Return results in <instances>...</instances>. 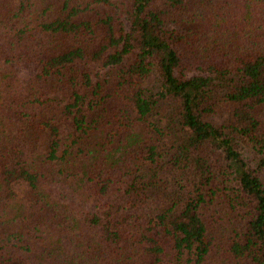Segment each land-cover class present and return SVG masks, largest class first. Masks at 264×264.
<instances>
[{"label": "trees", "instance_id": "1", "mask_svg": "<svg viewBox=\"0 0 264 264\" xmlns=\"http://www.w3.org/2000/svg\"><path fill=\"white\" fill-rule=\"evenodd\" d=\"M42 1L0 0V264H264V12Z\"/></svg>", "mask_w": 264, "mask_h": 264}, {"label": "rangeland", "instance_id": "2", "mask_svg": "<svg viewBox=\"0 0 264 264\" xmlns=\"http://www.w3.org/2000/svg\"><path fill=\"white\" fill-rule=\"evenodd\" d=\"M237 1H238V6L235 8V7H233L235 5V1H233V0H217V2H218V8H217L218 10L217 11H221V10L226 11L228 9L230 10V9L234 8L236 10L237 23L239 25H243V27L248 26L253 21V19L256 15L260 14V16H261L264 12V0H237ZM58 2H59V0H50V2H46V3L44 1H42V5H43L42 7H43V9L52 8V10L54 11L55 8H53V6L59 5ZM252 3H257V5L259 7L258 8L254 7ZM128 9L129 8L127 7L126 11ZM128 22H129V20H128ZM167 28L171 34L175 33L176 35L183 34L181 32H186V30L189 31V29H188L189 26H187L183 23H178V22L168 23ZM172 40L173 41L176 40L177 42H180L181 45L178 46V49L181 52L185 51L184 50L185 46H183V42L180 39L173 36ZM188 73H189L188 65L185 64V66H181L180 74L182 76H184ZM159 79H160V77H159L158 73L156 71H154L149 76H147L146 78H144L142 80V86H143V89H144V92L146 93V95L155 96V94L160 91ZM132 88H134V87H132ZM115 99H118V98L115 97V98L109 99L107 104L104 105V109H106L105 114H106V111H108L111 114V119L115 118L112 115V111L118 107V106H116V107L111 106L112 101ZM164 104L165 103H159L158 104L159 112L158 113L154 112V114L150 117V121L152 123L157 122L162 127H165V126L167 127L169 125H171L173 127L175 124L174 122H172V124L170 122H167V124H166L164 122V120H162V119H164L165 116H162L160 112L167 111L168 114L173 112L172 111L173 110L172 105L169 106L170 107V109H169V108H167L168 107V105H166L167 103L165 105ZM101 111H102V108L96 109L95 113L97 114V117H99L98 114ZM257 113H258V117L264 121V108L259 109L257 111ZM231 117H232L231 110H230V108L226 107L224 109H221L217 113L210 114L209 116L206 117V119H208L209 122L213 123L216 126H223V125H227L230 123ZM115 119L118 122L119 118H115ZM147 125L148 124L143 122V128L147 127ZM158 137L159 136L157 134H155V138L157 139ZM241 151L244 153V156L248 159V161L254 167L256 162L259 160L258 158L256 160H254L255 156H256L255 151L249 149L246 146V144L241 145ZM261 175H262V177H264V172ZM167 189L168 188L166 186H162L158 190L155 191L156 192L154 194L155 205L163 202V199L160 198V196H163L164 194L169 193V190H167ZM152 207H154V205L151 204V205L146 206V209L152 210ZM157 209L158 208L156 207V210ZM148 263H150V260L147 261L145 264H148Z\"/></svg>", "mask_w": 264, "mask_h": 264}]
</instances>
